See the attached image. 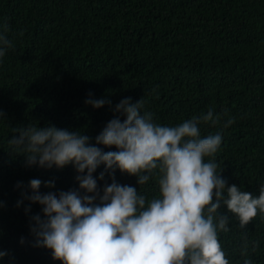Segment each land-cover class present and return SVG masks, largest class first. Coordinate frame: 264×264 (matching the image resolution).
Returning a JSON list of instances; mask_svg holds the SVG:
<instances>
[{
	"label": "trees",
	"instance_id": "16d2710c",
	"mask_svg": "<svg viewBox=\"0 0 264 264\" xmlns=\"http://www.w3.org/2000/svg\"><path fill=\"white\" fill-rule=\"evenodd\" d=\"M2 25L13 46L0 63V250H7L0 264H63L51 248L33 243L32 217L45 214L43 205L25 193L33 191L32 178L42 180L41 192L80 188L73 163L28 164L26 153L8 143L19 135L13 130L54 124L82 131L90 143H98L95 136L120 115L114 107L123 97L142 98V111H152L163 124L209 108L221 113V121L235 116L223 128L214 158L229 184L259 194V178H264V0H0ZM89 95L112 103L95 107L86 102ZM200 127L207 135L222 124L201 122ZM104 167L93 173L101 193L112 182L108 172L99 177ZM115 173L120 183L141 189L136 174L119 168ZM50 179L54 185L43 183ZM18 181L24 183L18 186ZM157 189L155 179L145 185L149 195ZM221 211L227 206L222 204ZM230 224L221 239L231 264H242L245 231L260 239L250 255L264 264V216L253 217L246 228L235 219Z\"/></svg>",
	"mask_w": 264,
	"mask_h": 264
},
{
	"label": "clouds",
	"instance_id": "9594fccd",
	"mask_svg": "<svg viewBox=\"0 0 264 264\" xmlns=\"http://www.w3.org/2000/svg\"><path fill=\"white\" fill-rule=\"evenodd\" d=\"M6 28L0 26V63L13 46ZM86 102L95 107L112 103L93 95ZM143 107L142 98L123 97L114 107L120 115L108 120L95 136L98 143H90L92 138L82 131L54 124L32 123L13 130L19 135L11 136L8 143L26 153L28 164L73 163L78 170L80 188L61 189L58 194L39 191L40 178L30 180L33 191L25 196L39 201L45 214L32 217L33 243L51 248L52 256L63 264H231L221 234L231 230L233 219L246 228L253 217L264 216V178H259L260 191L254 195L242 184H229L221 175V162L214 158L224 139L223 128L236 117L221 121V113L209 108L163 124ZM3 115L0 110V118ZM201 122L221 123L222 128L204 135ZM100 144L117 148L106 151ZM102 163L99 177L108 172L112 182L105 183L101 193L93 173ZM117 168L136 174L141 189L120 183ZM152 179L158 189L149 195L145 185ZM43 183L51 186L55 180ZM17 204H23V198ZM222 204L228 211H221ZM30 208L26 205V210ZM241 235L242 264H256L250 253L258 250L260 239H251L246 231ZM6 254V249L0 250V257Z\"/></svg>",
	"mask_w": 264,
	"mask_h": 264
}]
</instances>
